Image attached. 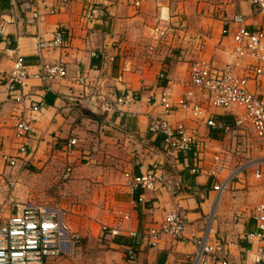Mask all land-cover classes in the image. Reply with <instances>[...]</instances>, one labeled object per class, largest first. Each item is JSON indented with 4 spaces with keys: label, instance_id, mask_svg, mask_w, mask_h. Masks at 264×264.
Wrapping results in <instances>:
<instances>
[{
    "label": "crops",
    "instance_id": "crops-1",
    "mask_svg": "<svg viewBox=\"0 0 264 264\" xmlns=\"http://www.w3.org/2000/svg\"><path fill=\"white\" fill-rule=\"evenodd\" d=\"M90 4L100 12L88 24L83 11ZM51 8L57 12L49 14ZM33 12L37 19H32ZM235 15L243 18V26L249 30L262 24V16L249 0H0V25L4 27L0 33V173L9 158L15 159L14 167L18 162L48 166L58 159L56 164L74 167L73 194L96 197L95 206L88 202L64 212L54 208L66 215L68 243L58 257L45 264H186L195 252L196 240L202 237L211 244L221 242L232 264L251 263L257 243L246 235L255 230L253 208L264 202V142L248 130L233 128L230 112L205 106L199 95L194 102L205 107L204 116L227 124L228 130L208 128L189 110L176 111L167 118L169 122L196 129L197 140L192 151L170 156L162 149L161 137L148 132L149 116H162L161 109L148 101V90L168 85L179 96L187 89L193 59L202 57L217 66L231 61L221 51L232 48L236 25L227 20ZM161 20L170 26V33L158 50L157 62L146 47L151 28ZM181 25L186 33L179 29ZM57 29L66 34L63 46L39 49L38 41L52 39ZM223 29L228 34H222ZM197 34L206 38L202 53L191 36ZM18 55L24 58L29 73L22 104L15 103L7 92L5 80ZM59 62L66 68L65 78L44 84L34 77L41 64ZM161 70L165 80L157 78ZM125 90L138 92L139 101L115 105L114 99ZM249 90L264 95V73L250 81ZM98 91L105 94L108 107L94 98ZM34 103H41L39 112L29 110ZM21 117L32 128L21 142L24 153H19L13 136L14 124ZM73 137L78 145L66 158L62 147ZM220 149L238 150L235 164L256 160L260 177L249 169L218 195L211 188L208 171ZM197 166L199 172L192 173ZM154 167L163 171L165 183L154 191L132 192L124 172L139 175ZM6 168L7 178L12 167ZM88 168L95 174L88 175ZM89 180L95 182V190L89 188ZM1 208L3 221L11 213ZM172 208L184 217L182 238L162 236L149 248L127 235L159 224ZM78 223L90 228L85 230L90 238L85 249L76 252L80 240L70 229ZM93 226L120 234L104 233L100 244L93 246V238L100 235V228L94 235ZM128 251L133 252L134 260L128 259Z\"/></svg>",
    "mask_w": 264,
    "mask_h": 264
},
{
    "label": "built area",
    "instance_id": "built-area-1",
    "mask_svg": "<svg viewBox=\"0 0 264 264\" xmlns=\"http://www.w3.org/2000/svg\"><path fill=\"white\" fill-rule=\"evenodd\" d=\"M249 3L262 16V24L255 30H249L243 26V18L233 16L227 23L232 22L236 29L231 34L232 48L229 52L222 50V54L231 57V61L223 66H217L211 61L197 57L188 67L187 89L177 96L168 85L156 86L147 92L148 101L161 109L162 116H149L148 132L152 136L161 137V146L165 155L188 153L195 148L197 130L187 129L182 123H171L167 119L176 111L189 110L195 117L203 119V123L210 129L223 131L229 126L217 122L211 116H204L205 107L194 101L201 96L205 106L212 109L230 112L232 115V127L248 130L256 138L264 142V95H258L249 90L250 81H256L263 75L264 65V0H249ZM137 4V3H136ZM49 14L57 12L55 8L47 11ZM100 10L95 5H86L83 11V20L91 24L97 18ZM32 19H37V12H33ZM179 29L186 33L183 25ZM4 30L0 25V33ZM228 29H223L222 34H228ZM170 33V26L161 20L150 30L146 47L147 54L159 62L158 50L164 39ZM195 41L197 51L204 52L206 38L201 34L191 35ZM66 41L63 29H57L52 39L38 41L39 49L61 48ZM248 62L251 64L249 65ZM123 70L126 68L123 66ZM67 71L62 63H43L34 75L42 83L48 84L57 79L66 77ZM29 77L27 66L23 63L22 56H16L10 73L5 76L7 92L17 104L24 101L22 88L24 81ZM80 75H78V79ZM159 80H165L163 70L157 74ZM95 99L101 101L103 107H108L105 94L98 91ZM140 94L129 90L123 91L114 99L115 105H133L139 101ZM41 104V103H40ZM34 103L29 105L31 112H39L41 105ZM203 117V118H202ZM32 128L29 121L19 118L14 124V139L18 144L19 153L25 152L23 139L31 134ZM2 134L0 132V139ZM76 138H69L62 152L69 156L77 147ZM238 150H217L213 157L208 175L213 180L212 190L218 195L229 189L230 184L237 176L247 170H252L256 178L260 177V168L256 160L250 159L234 163ZM5 159V157H4ZM11 166L15 159H5ZM199 167L191 171L196 174ZM160 168H151L145 173L135 175L124 172L123 177L132 192L154 191L165 183V176ZM70 165L63 169L61 179L68 180L71 177ZM122 219H128L122 215ZM62 213L54 208H49L39 203H15L12 213L3 221H0V264H45L48 259L58 257L68 243L64 240L66 232L62 229ZM251 220L255 230L246 235L248 240H256V251L250 264H264V202L256 204L251 213ZM110 236L120 234L115 229H104ZM185 232V221L181 212L172 208L165 212L162 221L146 229L144 232H127L141 245L153 247L162 236H170L180 239ZM224 245L211 244L206 237L199 238L195 242V252L188 258L186 264H232L224 252ZM130 261L134 260L132 251L127 252Z\"/></svg>",
    "mask_w": 264,
    "mask_h": 264
},
{
    "label": "rangeland",
    "instance_id": "rangeland-1",
    "mask_svg": "<svg viewBox=\"0 0 264 264\" xmlns=\"http://www.w3.org/2000/svg\"><path fill=\"white\" fill-rule=\"evenodd\" d=\"M69 156L66 155L65 157L67 158ZM55 160L57 161L58 159H54V162L49 163L48 166H37L30 163L20 164V162H18L17 167H14L15 164L13 166L9 165L5 160L6 164H3L2 173H0V176H2V178H0V206L2 207L1 209L8 210V212L12 213L13 206L15 203H39L44 206L56 209L57 207H59V210H61L62 212L66 210L68 211L69 208L71 209L76 208L77 206H86L88 202H90V205L92 204L93 206H95V194H73L72 182L75 179V174L73 175L74 167L71 165V163L65 165H58L56 164ZM6 165L7 167H12L8 169V171H10L7 175V178L6 176H4L5 171L7 170ZM68 165H70L72 168L71 177L68 180L63 181L61 179V175L63 169ZM86 171L88 175L95 174V172H93V168H88ZM89 183V188L95 190V182L89 180ZM76 189L79 190V187L76 186ZM61 221L62 229L67 234L68 231L66 226L65 214H62ZM86 226H81L78 223L76 225V228L70 229L72 232L71 234H73L80 240V249L75 248L74 250L76 252L78 250H84L85 246L87 245V242L89 241L90 236L87 235L88 233H85ZM92 228L94 229V235H96V232H98L100 227L93 226ZM104 233V229L102 231L100 228V235L93 238V246L96 244H100V238L104 236ZM65 238L66 237L64 235V240Z\"/></svg>",
    "mask_w": 264,
    "mask_h": 264
},
{
    "label": "trees",
    "instance_id": "trees-1",
    "mask_svg": "<svg viewBox=\"0 0 264 264\" xmlns=\"http://www.w3.org/2000/svg\"><path fill=\"white\" fill-rule=\"evenodd\" d=\"M23 63H24V58H23ZM136 194H138V193H136ZM135 199L137 200V197L135 196Z\"/></svg>",
    "mask_w": 264,
    "mask_h": 264
}]
</instances>
